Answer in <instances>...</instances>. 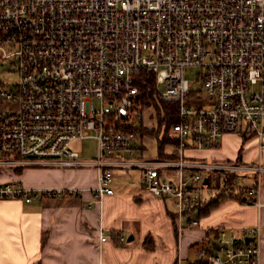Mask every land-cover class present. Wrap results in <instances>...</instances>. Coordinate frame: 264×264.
I'll return each mask as SVG.
<instances>
[{"label":"built area","instance_id":"built-area-1","mask_svg":"<svg viewBox=\"0 0 264 264\" xmlns=\"http://www.w3.org/2000/svg\"><path fill=\"white\" fill-rule=\"evenodd\" d=\"M0 58L17 74L0 82V169L94 166L90 191L99 200L115 192V168H141L144 187L173 198L192 227L211 199V174H255L257 183L242 190L258 194L263 163L193 159L187 150L216 149L228 133L264 139V0H0ZM189 66L199 68L203 90L192 89ZM144 72L178 106L166 157L144 158L146 146L135 144L148 137L134 125L151 108L141 100ZM88 138L97 156L81 160L72 144ZM72 193L0 182V200ZM258 241L259 227L220 229L199 258L261 264Z\"/></svg>","mask_w":264,"mask_h":264},{"label":"crops","instance_id":"crops-1","mask_svg":"<svg viewBox=\"0 0 264 264\" xmlns=\"http://www.w3.org/2000/svg\"><path fill=\"white\" fill-rule=\"evenodd\" d=\"M242 146L239 163L264 164V139L253 133H247L244 144L242 134L228 133L220 147L191 148L187 154L234 161ZM16 171L17 175L9 168L0 169V182L15 178L29 188H65L74 193L30 202L0 200V264H190L220 229L242 233L252 227H259L260 262L264 264V173L259 176L256 196L245 194L243 199L248 201L244 202L239 194L243 187L257 183V175L252 174L249 183L219 194L216 204L199 217V225L192 227L188 217L176 213L173 198L154 195L141 178L137 184L129 177L127 182L116 177L115 192L95 200L90 191L95 182L89 185L69 175L80 171L41 165ZM81 182L85 187L77 186ZM210 193L206 197L219 192ZM256 197L260 204L253 201Z\"/></svg>","mask_w":264,"mask_h":264},{"label":"rangeland","instance_id":"rangeland-1","mask_svg":"<svg viewBox=\"0 0 264 264\" xmlns=\"http://www.w3.org/2000/svg\"><path fill=\"white\" fill-rule=\"evenodd\" d=\"M9 64H10L9 62L0 58V82L7 85V86L17 79V74L13 71V69L10 67ZM198 71H199L198 67L189 66L186 68V75L192 80V89L197 90V91L203 90V88H201L202 84H201L200 80L197 79ZM157 96H158V99L152 100L151 103L145 104V106H150L151 108H149L143 112L144 118L142 121L150 127H158L159 125H161L162 124L161 121L163 120V115H165V111L162 108V104H161L163 102V100L159 97V95H157ZM157 105H158V107H160L159 111H158ZM142 121L137 120L134 122V125L138 131L140 130V128L142 126V123H141ZM171 126H170V128H169V126L165 127V125L161 126V129L165 132V134L162 131V133L160 134V137H162L164 134V135H167V137H169V139H170V140H168L169 144L165 145L164 149H166V151L171 150L173 148V143L176 142L175 139H173V138L171 139ZM249 133H251V132H249ZM141 143L146 146V149L143 153L144 158H156L158 156L159 139L152 138L150 136L145 137L143 139L139 137L135 143L137 148L140 147ZM72 146L76 151L79 152V155H80L79 159H81V160H91L97 156V141L93 138L76 140L75 142H73ZM127 158L137 159V158H139V154L137 152H135L133 155H130ZM32 166H23V167H21V169L24 170L25 168L32 167ZM41 166H44L47 168H53V169L77 170L80 172H76V173L71 172V173H69V175L70 176L77 175L79 178H81L80 179L81 181L84 179L83 181H85V183H87V184H89L91 182H95V184L91 185V186H96L98 183V181H97V168L94 166H67V167L58 166V165H41ZM19 169H20V167H12V168H10V172L17 175L18 171H16V170H19ZM114 173H115V178L118 177L120 179V181H122V182L129 181V180H126L127 177H129L130 180L133 179L135 181V183H137L140 178L142 179L143 171L141 168L128 167V168H115ZM233 174L236 175V178L234 181H233V179H232V181H230V182H233L232 187L230 189L234 190V191L236 190V188H238L242 184L249 183L251 181V178H252V176H251L252 174L241 173V172L227 173V177L233 176ZM229 177H228V179H229ZM246 177H248V178H246ZM142 182H143V179H142ZM85 183L81 182V185L77 184V186L85 187L84 186ZM116 184H117V182L115 181V185ZM113 185H114V183H113ZM132 187L135 188L136 186H134V185L128 186V188H132ZM210 188L212 190L216 191L215 189H213L214 184H210ZM230 189H228L227 191H230ZM130 190H133V192L136 191V189H130ZM210 192H211V190H210ZM169 204H170V202H169ZM198 256H199V254H198Z\"/></svg>","mask_w":264,"mask_h":264},{"label":"trees","instance_id":"trees-1","mask_svg":"<svg viewBox=\"0 0 264 264\" xmlns=\"http://www.w3.org/2000/svg\"><path fill=\"white\" fill-rule=\"evenodd\" d=\"M154 82H155V76L153 73H149V72L143 73V77H142V80L139 81V85L141 86V91H142L141 100L143 101L144 105L147 103H151L152 100L158 99V96L155 94L154 87H153ZM161 104H162V108L165 111V115H163V120L161 121L162 124L159 125L158 127H150V126H147L144 123H142V126L139 130V133L141 136H148L149 135L152 138L159 139L158 155L160 157H166L167 153H166V149H164V148H165L166 144H169L168 140H170V139H169V137H167V135H164L165 132L161 129V126L165 125V127L169 126V128H170V126L177 120V108H178V106L174 102H164L163 101ZM157 108L159 111L160 107H158V105H157ZM162 131L164 132V134L162 137H160V134L162 133ZM242 135H243V144H244L247 140V133H244ZM194 149H197V148H194ZM242 149H243V146L240 149L239 154L237 156V159H235L234 162H241ZM188 157L193 158V159H200V158H196V157H193L190 155ZM228 177H227V174H225V173H213L209 176L210 184H214L213 189H215L216 192L218 191L220 193H218L215 197L211 198L209 201H204L201 203V205L199 207V217L202 216L203 212L209 211L214 206V204H216V202L218 201L219 194L231 192V191H227V190L232 187L233 182H230V181H232V179L234 181L236 178V175L233 174V176H230L229 179H228ZM211 192L213 193L214 190L211 189ZM239 194H240V197L243 199L244 195L246 194L245 189H243V190L241 189ZM243 200L246 202L248 201L246 198ZM147 241L148 240L146 239V242ZM190 264H208V260L198 257L196 260H194Z\"/></svg>","mask_w":264,"mask_h":264},{"label":"water","instance_id":"water-1","mask_svg":"<svg viewBox=\"0 0 264 264\" xmlns=\"http://www.w3.org/2000/svg\"><path fill=\"white\" fill-rule=\"evenodd\" d=\"M205 182L208 183V179H207V178L205 179ZM132 238H133V236H130V237H129V240H131ZM251 239H252L251 237H247V238H246L247 241H250Z\"/></svg>","mask_w":264,"mask_h":264}]
</instances>
